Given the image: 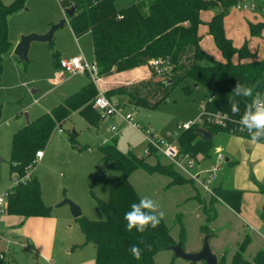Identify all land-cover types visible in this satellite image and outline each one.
Listing matches in <instances>:
<instances>
[{"label":"rangeland","instance_id":"rangeland-1","mask_svg":"<svg viewBox=\"0 0 264 264\" xmlns=\"http://www.w3.org/2000/svg\"><path fill=\"white\" fill-rule=\"evenodd\" d=\"M1 1L5 6H11L14 2ZM61 1L26 0L23 8L8 18V35L13 46H17L23 36L44 35L62 20L66 24L55 33L52 45L32 43L28 62L20 61L12 52L4 56L0 76V196L12 185L13 139L16 132L27 126L25 115L28 114L29 120L34 121L50 112L73 95L83 81L79 76L72 79L66 76L63 81H58L56 60L64 55L77 56L81 51L88 59L94 58L90 35L80 38L74 35ZM140 1L119 0L116 6L122 10ZM243 4L262 6L263 0H246ZM259 16L264 19V12L240 11L234 6L225 19L224 28L234 47L240 49L248 42V48L255 50L258 58L263 60L264 28L261 36L255 38L249 27V24L264 23V20H259ZM199 33L204 39L202 46L208 55L216 61H225L209 36L207 25H201ZM240 60L237 55L232 58L233 63H239ZM203 64L209 66L210 60L205 59ZM88 78L92 79L90 76ZM106 78L101 76L107 85ZM207 94V90L196 88L191 80H187L174 86L168 100L155 109L132 110L126 107L123 114L133 113L139 130L129 126L120 116L101 117L95 124L79 112H73L64 122H58L48 142L41 148L45 159L37 162L31 171L39 182L46 214L21 221L8 213L1 216L0 254L6 253L2 264H44L41 260L37 263L39 256L27 246L18 245V242L32 238L36 250L43 256L51 257L56 264H96L97 248L87 242L81 223L106 220L102 204L109 202L112 183L120 175L119 169L102 151L106 145L115 146L124 155L133 154L139 160L144 158L150 167L165 166L174 174L171 176L175 181L158 171L149 173L137 170L129 177L140 199H151L158 206L156 214L163 213L161 219L168 233L161 235L163 242L159 246L173 247L182 243L184 250L192 254L201 251L204 239L209 236L213 254L219 261L224 259L226 264H231L233 256L245 238L249 237L250 244L244 256L252 261L259 251H264V193L242 189L243 203L240 208L250 225L247 224L262 239L242 222L237 212L229 211L230 207L223 200L205 192L198 182L176 169L169 161L157 155L145 157L148 146L146 132L150 130L158 138L174 142L179 133L178 126L194 121L201 115ZM112 127H116L117 131L113 132ZM237 139L225 132L218 133L213 140L211 156L215 158L219 154L225 157L233 154L230 155L232 161L238 162L240 169H243V177L248 172L254 175V170L259 168L264 178V150L261 148L264 142L257 140L248 143ZM256 143L260 146H256ZM229 147L234 153L231 151L228 154ZM229 167L226 163L220 176L224 186L228 185L229 178H235L237 171ZM202 168L206 169V166L202 165ZM247 185L250 186V182L247 181ZM65 199L82 209V217L74 218L68 205L58 207ZM208 216L214 217L211 222H208ZM22 229L25 230L21 232ZM153 260L154 264H206L176 259L168 249L155 253ZM138 261L146 264L144 260Z\"/></svg>","mask_w":264,"mask_h":264},{"label":"trees","instance_id":"trees-1","mask_svg":"<svg viewBox=\"0 0 264 264\" xmlns=\"http://www.w3.org/2000/svg\"><path fill=\"white\" fill-rule=\"evenodd\" d=\"M25 1L14 0L11 6H5L0 0V76L5 54L14 49L8 35V18L22 9ZM118 1L60 2L65 12L73 7L76 9L72 16L67 15L68 21L77 38L90 35L100 76L109 77L114 73L144 67L150 70V76L145 79L129 81L107 90L108 97L116 98L125 108L152 110L168 100L174 86L191 80L195 87L198 85L207 90L206 103L211 100L209 106L205 104L207 111L233 113L231 105L236 103L239 111L235 115L242 117L252 98L236 96L233 89L237 83L252 87L253 96L257 92L264 96V60L242 62L256 57L250 52L247 42L238 49L225 33V18L236 0H141L122 10L116 6ZM208 10L215 11L207 26L225 59L223 62L214 60L201 47L199 28L204 24L201 13ZM249 27L253 36H261L264 23L249 24ZM236 55L241 59L239 63L232 61ZM205 59L210 60L209 66L203 64ZM155 61L159 62V71L153 66ZM168 81L172 84L167 85ZM98 93L96 85L90 82L50 112L30 121L16 132L11 172L17 171L24 175L27 167L33 164L36 153L48 142L57 123L64 122L73 112H79L92 123L100 121L101 115L93 109V100ZM208 129L215 134L224 132L218 127ZM197 130L194 128L178 135L181 150L199 160L211 158L213 140L204 141ZM102 151L119 169L120 175L112 183L109 202L102 204L106 220L81 223L87 242L97 248L96 264H140V259L146 264H154L155 253L172 247L159 246L163 242L161 235L165 236L168 230L162 219L156 228L149 226L143 233L136 229L131 232L126 230L125 213L131 210L133 203L141 200L129 177L137 170L149 173L158 171L168 176L174 174L165 166L150 167L144 158L139 160L133 154L124 155L113 145L104 146ZM259 188L264 193V186ZM214 194L233 211L240 212L242 192L219 186L215 188ZM7 213L23 218L46 214L36 178L33 177L26 186L11 190ZM213 218L208 216V222ZM249 244L250 238L246 237L231 264H264V251H259L252 261L245 258L244 252ZM132 246L140 250L138 259L132 254ZM3 260L0 259V264ZM219 264L226 262L223 259Z\"/></svg>","mask_w":264,"mask_h":264},{"label":"built area","instance_id":"built-area-1","mask_svg":"<svg viewBox=\"0 0 264 264\" xmlns=\"http://www.w3.org/2000/svg\"><path fill=\"white\" fill-rule=\"evenodd\" d=\"M243 2H246V0H238L235 7L240 11L264 12V0L262 6H258L257 4L241 5ZM153 66L159 71L160 66L158 61H155ZM79 75H89L96 86L100 84L101 76L99 66L95 61L90 62L83 55L60 59L59 70L57 72L58 81H62L66 76L73 78ZM93 108L101 115L102 119L120 116L129 126L139 130L134 114L128 113L124 115V104L116 98L108 97L105 91H99L98 95L93 100ZM240 120L241 117L235 115V113L209 112L205 109V105H203L202 113L196 120L184 122L178 126L179 133L176 135L174 142L165 138H158L152 131H147L145 135L148 139V146L145 150V157L157 155L169 161L176 169H179L182 173L198 182L205 192L214 194V190L220 181V176L225 170L226 157L223 154L217 155L213 165L209 169H203L198 158L181 150L177 139L178 135L194 128L208 129L209 127H218L230 135L252 139L247 129L242 130ZM111 130L116 132L117 128L112 127ZM62 132L61 130V133ZM261 140H264V138L258 141ZM43 157L44 152L42 150L38 151L33 164L27 167L24 175H21L17 171L11 172L12 186L0 196V217L7 213L8 197L11 190L21 185L26 186L32 181L33 177L31 171ZM0 259H3V255L0 256Z\"/></svg>","mask_w":264,"mask_h":264},{"label":"crops","instance_id":"crops-1","mask_svg":"<svg viewBox=\"0 0 264 264\" xmlns=\"http://www.w3.org/2000/svg\"><path fill=\"white\" fill-rule=\"evenodd\" d=\"M254 13V12H253ZM256 15V13H254ZM205 15H207V17H205ZM215 15V11H212V10H209V11H203L201 13V19L203 20L204 24L207 25L208 22H210L213 18V16ZM262 16H259V20L260 21H263L264 19L261 18ZM258 18V17H257ZM226 19V18H225ZM203 25V24H202ZM207 29L209 30V27L207 26ZM209 36H211L209 34ZM212 37V36H211ZM213 38V37H212ZM257 38V37H255ZM262 38V37H260ZM258 38V39H260ZM203 38L201 40V47L202 49L204 50L203 46H202V42H203ZM264 39H262L263 41ZM248 44V42H247ZM249 45V44H248ZM250 46V45H249ZM16 46H13V48L15 49ZM14 49L12 51V53L14 54ZM218 49V48H217ZM249 50L251 53H253L255 55L256 58H250V59H246V60H243L242 62L244 63H249V62H253V61H262V59H259L258 57V54L255 52V50L251 49V47H249ZM205 51V50H204ZM206 52V51H205ZM207 53V52H206ZM79 55H83L88 61L90 62H93L94 61V58L92 60L88 59L84 53L81 51ZM65 56V55H64ZM64 56H61L59 57V59L57 60V63H56V70L58 72L59 70V61L61 58H65ZM264 60V59H263ZM150 76V70L148 68H138V69H135V70H132V71H128V72H124V73H114L112 76H109L107 77L106 79L108 80L107 81V85L105 83V81H103V79H101L100 81V84L99 86H96L97 89H98V92L101 90V91H107L109 89H112V88H115V87H118V86H121L129 81H138V80H142V79H145L147 77ZM77 77V76H76ZM79 77H82L83 78V81L82 83L79 84V87L78 89L76 90V92L80 91L83 87H85L87 84H89L90 82H92V79H89V75H79ZM74 78V77H73ZM65 79V78H64ZM63 79V80H64ZM68 79H72V78H69ZM62 80V81H63ZM126 80H129V81H126ZM74 92V94L76 93ZM30 121V120H29ZM28 124V123H27ZM210 131V130H209ZM212 132V131H211ZM220 133V132H218ZM218 133H213V138L212 140H214V137L218 134ZM223 133V132H222ZM226 133V132H225ZM228 134V133H227ZM234 136V135H233ZM238 137V141L240 140H244V141H247L248 143H254V142H257V141H253L252 139L250 138H247V137H242V136H236ZM261 142V141H260ZM256 143V146H260V144ZM264 144V143H263ZM263 148L262 150H264V147H261ZM229 150H230V147H229ZM231 151L234 153L233 150H230L228 151V154L231 153ZM230 155H233V154H229L228 156H226V163H227V166H230L229 168L232 169V170H235L237 169L236 173H235V178H229L227 180V186H224V180H220L219 181V186H222L223 188L225 189H229V190H236V191H240L242 192L241 190L244 189V190H253V192H257V193H263L261 192L259 186H264V178L262 177L261 175V169H256L254 170V175L253 173H247L244 177H243V169L238 166V162L236 161H232V157ZM45 159V154H44V157L42 160ZM41 160V161H42ZM216 160V157L213 158L211 156V158H208V159H200V163L203 165V166H206V169L207 167H211L213 165V163L215 162ZM264 164V162H263ZM239 169H240V174H239ZM32 177L33 176V173H32ZM247 181L250 182V186L247 185ZM12 185H9L7 189H9ZM250 187V188H248ZM5 190V191H6ZM243 193V192H242ZM242 203H243V198H242ZM231 209V208H230ZM228 208L229 211L232 212V209L230 210ZM237 216L242 220L243 223H245L251 230L253 229V227L249 226V222L247 221V218L243 216V214L241 213V211L237 214ZM15 218H17L19 221H21L22 219H24L23 217H20V216H14ZM1 217H0V222H1ZM249 225H248V224ZM56 229L57 228V225H56ZM25 229H22V231H24ZM253 231V230H252ZM256 230H254L253 232L259 236L260 238L263 239V237L261 235H259L257 232H255ZM24 234V233H23ZM264 240V239H263ZM18 245H24V246H27L29 249H31L33 251V253L36 255V256H39V258L37 259V263L40 262V260L42 262H44V264H56V262L54 260L51 259V257H47V256H43L41 255L37 250H36V244H35V240L34 238H32V240H26L25 242H18ZM3 255V259L5 260L6 258V253L2 252L0 254V256ZM18 262V261H17ZM19 263V262H18Z\"/></svg>","mask_w":264,"mask_h":264},{"label":"clouds","instance_id":"clouds-1","mask_svg":"<svg viewBox=\"0 0 264 264\" xmlns=\"http://www.w3.org/2000/svg\"><path fill=\"white\" fill-rule=\"evenodd\" d=\"M236 96L250 97L251 103L246 105V110L241 117L240 123L242 130L247 129L253 141L264 138V96L257 92L253 96V88L237 83L233 89ZM233 113L239 111L236 103L231 105ZM158 206L149 198L145 197L139 203H133L131 210L125 213L124 219L126 230L131 232L136 229L137 232L143 233L149 226L156 228L163 217V213L157 215ZM135 258L140 257V250L136 246L131 248Z\"/></svg>","mask_w":264,"mask_h":264},{"label":"water","instance_id":"water-1","mask_svg":"<svg viewBox=\"0 0 264 264\" xmlns=\"http://www.w3.org/2000/svg\"><path fill=\"white\" fill-rule=\"evenodd\" d=\"M75 11H76V9L73 7L71 9L67 10L65 13L68 16H72L75 13ZM65 24H66V21L62 20L59 24L53 25L50 28V30L44 35L31 34L28 36L21 37L20 42L17 44V46L14 49V55L20 61L28 62L29 61V53H30L32 43L40 42V43H49L52 45L55 33L60 28L64 27ZM64 57L68 58V55H65ZM166 84L169 85V84H172V82L168 81ZM196 88H199L198 85H196ZM213 97L214 96L212 95L211 98H213ZM210 101L208 103H206L207 106H209ZM25 116H26L27 123H29L30 122L29 121V115L26 114ZM197 132L201 135V137L204 141H210L213 138L212 132L209 131L208 129H198ZM65 205L70 206L71 213H72L74 218L82 217V215H83L82 209L77 204H75L74 202H72L69 199H65L64 201H62L58 205V207L65 206ZM170 250L173 252L176 259H182L186 262H190V263L204 262L206 264H219V260H218L217 256L214 255L212 250H211L210 237L209 236H207L204 239L203 248L201 249V251H199L197 253H192V254L187 253L184 250L182 243H179L178 245L171 247Z\"/></svg>","mask_w":264,"mask_h":264}]
</instances>
